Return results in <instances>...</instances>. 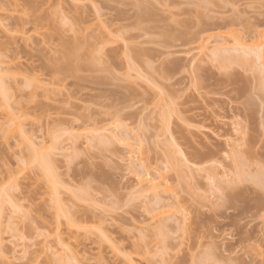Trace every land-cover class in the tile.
Here are the masks:
<instances>
[{
	"label": "rangeland",
	"instance_id": "374dc122",
	"mask_svg": "<svg viewBox=\"0 0 264 264\" xmlns=\"http://www.w3.org/2000/svg\"><path fill=\"white\" fill-rule=\"evenodd\" d=\"M259 50L264 0H0V264H264Z\"/></svg>",
	"mask_w": 264,
	"mask_h": 264
},
{
	"label": "bare ground",
	"instance_id": "6f19581e",
	"mask_svg": "<svg viewBox=\"0 0 264 264\" xmlns=\"http://www.w3.org/2000/svg\"><path fill=\"white\" fill-rule=\"evenodd\" d=\"M212 37V35H207V36H204V38H205V40H208L209 38H211ZM203 38V39H204ZM220 40V41H219ZM220 42L222 43V42H225V38H221V39H216L213 43L216 45L217 43H218V45H220ZM79 44H73V47H71V48H73L72 50H70L71 48H69V52L70 51H72V53H70L72 56H73V58H74V56H76V55H74V54H76L77 53V50H78V46ZM78 46V47H77ZM215 47H217V48H215ZM215 47H213L212 48V52H216V54H213L214 56L216 55V57H218V56H221L220 58H222V56L224 57V58H222L223 60H221L222 62L223 61H226V62H228L229 60L231 61V59H232V57H229L228 55H223L224 54V52H221V51H223V48H225L224 47V45L222 44V46L220 45L219 46V48H218V46L216 45ZM220 47H221V49H220ZM223 47V48H222ZM74 49H75V52H74ZM221 51H220V50ZM225 50V49H224ZM231 50V49H230ZM220 51V52H219ZM261 51H264V50H259L257 53H258V58H262L263 59V62H264V57H263V55H264V52L262 53ZM74 52V53H73ZM225 52H226V50H225ZM261 52V53H260ZM217 53H219V54H222V55H218L217 56ZM69 54V53H68ZM263 54V55H262ZM71 55H69V57L71 56ZM235 55V54H234ZM233 55V56H234ZM262 57H261V56ZM219 58V59H220ZM237 58H238V56H237ZM194 59V58H193ZM226 59V60H225ZM239 59V58H238ZM240 60V59H239ZM225 63V62H224ZM229 63V62H228ZM231 63V62H230ZM0 73H1V70H0ZM1 77H2V75L0 74V102L1 101H3V102H1L0 103V105H2V103H4V106H6V100H5V97H6V93L4 92L5 90V87L3 86V84H2V79H1ZM2 80V81H1ZM4 87V88H3ZM5 93V94H4ZM5 100V101H4ZM7 107V106H6ZM5 107V108H6ZM5 115H6V117L7 118H9V119H12V120H14L13 121V124H10V126H11V130H13V132H21V131H23V127L21 126V124H22V122H19L18 120H17V117H15L13 114H12V112H10V111H6L5 112ZM13 125V126H12ZM6 130V129H5ZM4 130V131H5ZM10 130H9V134H10ZM128 144V143H127ZM130 147L128 148V149H130L129 151H128V153L131 151V149H132V147H131V143L130 144H128ZM133 151V150H132ZM37 152V153H36ZM40 153V152H39ZM49 160V157H45L44 156V154L42 155V154H38V151H35L34 153H33V156H32V161H35V163L37 164V166L42 170V174H43V176L46 178V180H47V182H48V184L50 183L51 184V186L53 187V185H54V183H55V181H53V175H52V173L50 172V167L47 165V163H48V160ZM133 159V158H132ZM131 159V160H132ZM130 160V161H131ZM133 161V160H132ZM49 164V163H48ZM49 168V169H48ZM50 173H49V172ZM150 175V173H149V171L146 169L145 170V175ZM148 182H149V184H151L152 185V187L151 188H154V187H156L157 185H156V183L154 184L153 183V181H154V179L152 180H147ZM156 185V186H155ZM155 217V215H153L152 216V219ZM159 221V220H158ZM59 240V242H61L62 240L61 239H58ZM61 240V241H60ZM0 256L2 257V256H4V255H2V253H1V251H0Z\"/></svg>",
	"mask_w": 264,
	"mask_h": 264
}]
</instances>
